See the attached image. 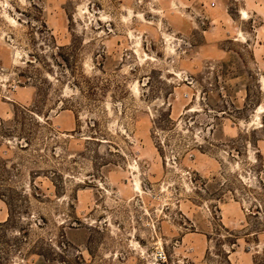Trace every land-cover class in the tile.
Listing matches in <instances>:
<instances>
[{
  "label": "rangeland",
  "instance_id": "rangeland-1",
  "mask_svg": "<svg viewBox=\"0 0 264 264\" xmlns=\"http://www.w3.org/2000/svg\"><path fill=\"white\" fill-rule=\"evenodd\" d=\"M0 223V264H264V0H0Z\"/></svg>",
  "mask_w": 264,
  "mask_h": 264
},
{
  "label": "trees",
  "instance_id": "trees-1",
  "mask_svg": "<svg viewBox=\"0 0 264 264\" xmlns=\"http://www.w3.org/2000/svg\"><path fill=\"white\" fill-rule=\"evenodd\" d=\"M75 49H73L74 51ZM75 52V51H74ZM75 57V56H74ZM64 61H66V65L69 67V71L71 72V74H73V76L76 75L77 73V67H76V63L74 64H70V60H68V58H63ZM75 61V60H74ZM75 82L74 85L78 88V90L82 93L85 94L84 96H90V97H95L98 95V92L100 90L103 91V87L100 86L98 83L94 81V79H92L91 77H88L85 73H81L80 76H76L75 77ZM38 88V95L40 94V92H44L43 88L40 86H37ZM4 224L0 223V226H3ZM219 228H224V226L222 224H220ZM263 256H264V252H263ZM227 262L229 264L230 260L227 258ZM259 264V261H258Z\"/></svg>",
  "mask_w": 264,
  "mask_h": 264
}]
</instances>
